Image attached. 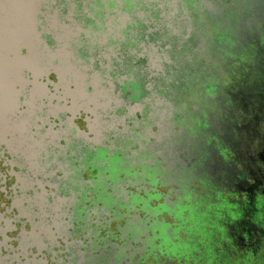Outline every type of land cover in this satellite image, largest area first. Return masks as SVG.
Instances as JSON below:
<instances>
[{
    "label": "flooded vegetation",
    "instance_id": "1",
    "mask_svg": "<svg viewBox=\"0 0 264 264\" xmlns=\"http://www.w3.org/2000/svg\"><path fill=\"white\" fill-rule=\"evenodd\" d=\"M37 20L0 42V264H264V0Z\"/></svg>",
    "mask_w": 264,
    "mask_h": 264
},
{
    "label": "rangeland",
    "instance_id": "2",
    "mask_svg": "<svg viewBox=\"0 0 264 264\" xmlns=\"http://www.w3.org/2000/svg\"><path fill=\"white\" fill-rule=\"evenodd\" d=\"M46 2H48V0H19L16 4L18 9L16 12L18 13L17 16H19L17 19L18 21L17 23L27 26L37 25L38 10L40 6L42 4H45ZM262 112H263L262 114H264V110ZM260 126L262 127L261 122H260ZM251 145L256 149H260L264 147V134H259V136H256L253 139ZM216 209L219 210L220 213L221 211L224 213L225 210H227L229 213H231L232 218L236 217V215H233V211L237 210L236 205L230 204L226 200H223L222 202L218 203V205H216ZM197 215L198 214L196 212L195 216ZM218 219L219 220L221 219L219 215H216V218L212 217V230H218L219 232L222 231L223 235L221 239L226 240L228 239L227 228L225 227V225L221 223L222 221H218ZM204 222L207 221H203L202 224Z\"/></svg>",
    "mask_w": 264,
    "mask_h": 264
},
{
    "label": "water",
    "instance_id": "3",
    "mask_svg": "<svg viewBox=\"0 0 264 264\" xmlns=\"http://www.w3.org/2000/svg\"><path fill=\"white\" fill-rule=\"evenodd\" d=\"M18 1L19 0H0V42L4 40H13L15 38H18L24 33L17 29L12 28L19 26H27L17 23L18 22L17 19L19 16H17L18 13L16 11L18 9L16 4ZM42 5L38 10L37 18L39 12L45 6V4L43 6Z\"/></svg>",
    "mask_w": 264,
    "mask_h": 264
}]
</instances>
